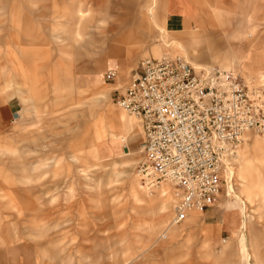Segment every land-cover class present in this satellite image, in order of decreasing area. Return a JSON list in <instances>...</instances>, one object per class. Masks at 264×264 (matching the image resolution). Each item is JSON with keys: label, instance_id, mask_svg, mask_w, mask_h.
<instances>
[{"label": "rangeland", "instance_id": "rangeland-1", "mask_svg": "<svg viewBox=\"0 0 264 264\" xmlns=\"http://www.w3.org/2000/svg\"><path fill=\"white\" fill-rule=\"evenodd\" d=\"M206 7L170 33L166 0H0V103L20 104L0 119V264H264V136L213 208L170 226L178 198L143 187L144 132L116 105L164 53L264 86V0Z\"/></svg>", "mask_w": 264, "mask_h": 264}, {"label": "built area", "instance_id": "built-area-1", "mask_svg": "<svg viewBox=\"0 0 264 264\" xmlns=\"http://www.w3.org/2000/svg\"><path fill=\"white\" fill-rule=\"evenodd\" d=\"M137 67L116 105L144 132L136 175L149 193L171 186L170 226L181 225L214 207L244 137L264 136V86L219 67L197 71L182 55L149 56Z\"/></svg>", "mask_w": 264, "mask_h": 264}, {"label": "crops", "instance_id": "crops-1", "mask_svg": "<svg viewBox=\"0 0 264 264\" xmlns=\"http://www.w3.org/2000/svg\"><path fill=\"white\" fill-rule=\"evenodd\" d=\"M166 1H167L168 13L166 14L165 17L166 18L165 27L168 32L181 33V31L192 28L196 26V24H201L202 22H204L202 12H204L207 9L206 2H208V0H166ZM12 7L14 8L13 5H11V8ZM183 9L186 10L188 13L187 14L182 13ZM108 30H109L108 32L113 31L111 27ZM119 38L120 37H117L115 40ZM30 61L31 63L27 65L24 64V67L27 70L30 69L32 72H34L35 70H37V68L33 65L32 63L33 61L32 60ZM114 70L116 71V69ZM0 106L2 107L3 110V111L0 110V119H2V121L4 122L7 120H10L9 122H11L12 119L15 118V116L18 114L20 110L19 109L20 104L14 98H9L8 101H6L5 103H0ZM121 122L123 126L124 125L123 118H121Z\"/></svg>", "mask_w": 264, "mask_h": 264}, {"label": "bare ground", "instance_id": "bare-ground-1", "mask_svg": "<svg viewBox=\"0 0 264 264\" xmlns=\"http://www.w3.org/2000/svg\"><path fill=\"white\" fill-rule=\"evenodd\" d=\"M163 41V40H162ZM165 54V53H164ZM164 54H162V55H164ZM169 55H175V54H171V53H168ZM162 55H159V56H154L155 58H162L163 56ZM165 55H167V54H165ZM162 56V57H161ZM195 68V67H194ZM196 69V68H195ZM198 69V70H197ZM196 70L197 71H199V70H201V69H203V67H198ZM227 71H230V70H227ZM262 76H264V71H263V73H262ZM262 76H261V78H262ZM247 80H248V82H249V85L251 86V87H255V85L252 83V80L251 79H248V78H246ZM137 118V117H136ZM135 120V119H134ZM250 134V133H249ZM114 136V135H113ZM113 136H110L109 138L110 139H113ZM248 135H246L245 137H247ZM245 137H244V139H245ZM109 139V140H110ZM109 144V143H108ZM241 147V146H240ZM240 147L236 150V153H235V155L237 154V152L239 151V149H240ZM113 150V149H112ZM234 155V156H235ZM236 157V156H235ZM178 202V201H177ZM173 218V217H172ZM188 220V219H187Z\"/></svg>", "mask_w": 264, "mask_h": 264}]
</instances>
